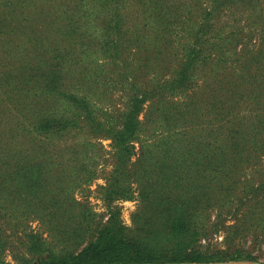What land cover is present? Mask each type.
Here are the masks:
<instances>
[{
  "label": "trees",
  "instance_id": "trees-1",
  "mask_svg": "<svg viewBox=\"0 0 264 264\" xmlns=\"http://www.w3.org/2000/svg\"><path fill=\"white\" fill-rule=\"evenodd\" d=\"M162 93L187 99L186 139L153 155L140 116ZM263 155L264 0H0V264L254 260L208 239L264 195L243 174ZM131 200L129 228L113 203Z\"/></svg>",
  "mask_w": 264,
  "mask_h": 264
},
{
  "label": "rangeland",
  "instance_id": "rangeland-1",
  "mask_svg": "<svg viewBox=\"0 0 264 264\" xmlns=\"http://www.w3.org/2000/svg\"><path fill=\"white\" fill-rule=\"evenodd\" d=\"M38 18V16L36 15ZM258 33H255L252 35V40L254 44H257L259 40ZM96 50V48L91 47V51ZM100 56V55H99ZM141 81L148 80L145 79L147 77L143 76L142 74H139ZM168 76V75H167ZM166 74L163 76L162 80L167 79ZM112 94V100L115 101V107H121L126 109V100L128 99L129 90L128 88L123 89L121 87V84H119ZM169 93H162L157 96H155L154 99H152L150 102L155 104L153 106H150V102L145 103L144 108L146 111H143L140 119H143V114L146 115V117H150L147 119V122L144 124V130L146 134V138H149L150 144L146 151H149L153 153V155H159V144L163 140H169L173 144H175L173 141L176 139L178 140H185V136L183 135L184 131L182 129V106L178 108L177 110L175 104H180L178 101V97L169 98ZM182 99V100H181ZM180 101H186L187 99L182 96ZM150 106V108H149ZM168 113H170L172 116L174 115V118L178 119L179 122L175 119H172V121L165 120L162 116H159L157 118V114L160 110H164ZM181 112L179 113V111ZM113 111V110H112ZM151 115H154V117H151ZM170 130L172 132H175V136L171 138H163L166 135V132ZM188 136H194L197 135V140H201V137L203 136V133L200 132V128L197 130L196 128L190 130ZM197 131V132H196ZM181 133V136L179 135ZM177 142V143H178ZM176 143V144H177ZM109 142L106 140H101V145L103 146V149L107 150ZM185 147L177 146L172 148L177 149H183ZM172 152V151H171ZM180 153V151H179ZM176 154V153H175ZM245 169H247L243 174L245 176V181H248L251 184H258L259 182L264 181V155L261 157V159L253 160L250 164L245 166ZM110 170V166H107L105 168V171L108 172ZM263 172V173H262ZM262 173V176H261ZM102 180L97 179L94 181L90 186V195L88 197L89 205L92 207L94 212L98 215V218L106 220L107 209L102 202V200L99 198V193L95 192L96 185H101ZM263 196V197H262ZM260 198H264V195L261 192H258L255 197H252V199L247 198L246 202H244V205H242L240 208H235L233 206L232 208H226V209H233L234 210V217H229L227 215L226 219L227 222L226 225H233L237 224V227L231 229L228 231V233L224 231H221L214 236H211L208 240L215 245L216 249L224 250L228 252L229 256H235L236 254L243 253V256H251L254 258V260H227V261H221V262H256L264 264V232L260 231V224L261 220L264 218L262 211H261V205L259 202H261ZM113 206L117 207L120 210V219L124 225L131 228L132 227V215L135 212L136 208H138V202L136 200L131 201H118L114 202ZM214 216V215H213ZM236 219V221H235ZM207 240V239H206ZM202 244H205V241L202 240ZM212 263V262H211Z\"/></svg>",
  "mask_w": 264,
  "mask_h": 264
},
{
  "label": "water",
  "instance_id": "water-1",
  "mask_svg": "<svg viewBox=\"0 0 264 264\" xmlns=\"http://www.w3.org/2000/svg\"><path fill=\"white\" fill-rule=\"evenodd\" d=\"M185 264V263H181ZM202 264H261V263H256V262H212V263H202Z\"/></svg>",
  "mask_w": 264,
  "mask_h": 264
}]
</instances>
